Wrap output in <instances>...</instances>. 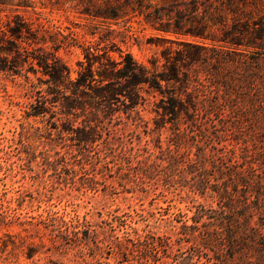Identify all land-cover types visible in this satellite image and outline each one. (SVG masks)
<instances>
[{
    "label": "trees",
    "instance_id": "1",
    "mask_svg": "<svg viewBox=\"0 0 264 264\" xmlns=\"http://www.w3.org/2000/svg\"><path fill=\"white\" fill-rule=\"evenodd\" d=\"M71 1L102 22L142 17L161 33L160 50L146 64L100 38L79 45L72 77L59 50L76 37L17 11L35 0H0L14 7L0 16V70L45 85L28 114H48L85 146L109 136L120 113L145 124L140 111L153 97L151 132H171L164 180L194 208L177 220L187 245L178 264H264V0ZM158 242L170 249L168 236Z\"/></svg>",
    "mask_w": 264,
    "mask_h": 264
},
{
    "label": "rangeland",
    "instance_id": "2",
    "mask_svg": "<svg viewBox=\"0 0 264 264\" xmlns=\"http://www.w3.org/2000/svg\"><path fill=\"white\" fill-rule=\"evenodd\" d=\"M33 5L17 11L76 37L59 50L72 77L79 45L110 37L146 64L160 50L161 33L140 16L102 22L71 0ZM13 9L0 5L1 18ZM27 76L0 70V264H178L187 245L176 239L177 220L194 208L181 186L164 180L171 132H151L154 98L141 108L145 124L120 113L109 136L83 146L59 133L48 114H28L45 85ZM163 236L170 238L167 252L158 242Z\"/></svg>",
    "mask_w": 264,
    "mask_h": 264
}]
</instances>
